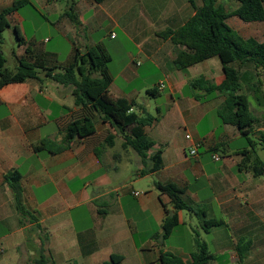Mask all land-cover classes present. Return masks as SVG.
Wrapping results in <instances>:
<instances>
[{"label":"crops","instance_id":"0c3cea01","mask_svg":"<svg viewBox=\"0 0 264 264\" xmlns=\"http://www.w3.org/2000/svg\"><path fill=\"white\" fill-rule=\"evenodd\" d=\"M16 1L0 0V11ZM29 1L38 14L44 12V24L27 29L19 11L10 17L8 30L15 33L18 26L48 68L69 65L77 51L105 49L111 57L107 70L111 96L136 102L135 112L145 110L160 117L147 131L155 142L149 155L162 151L163 167L147 173L140 156L123 147L122 137L109 123L95 110L76 106L72 86L59 85L41 72L39 79L4 87L0 90V264H29L41 253L53 264H103L115 254L124 257L122 264H162L161 255L167 252L193 264L197 239L216 256L211 264L229 254L240 264L236 246L241 239L251 240L250 255L243 263L250 264L253 251L264 247V176L255 177L246 167L263 148L259 137L264 113L244 136L220 119L224 96L196 99L205 95L191 86L196 79L203 77L215 85L224 81L220 59L178 70L174 60L185 47L159 36L181 28L194 16L189 0ZM218 3L229 13L238 7L235 0ZM69 13L78 16V26ZM228 24L242 37L264 42V22L246 23L231 16ZM119 34L124 43L118 41ZM25 48L18 43L14 49L13 70ZM121 49L124 60L117 67ZM262 81V69L253 63L243 66L241 82L248 98L257 87L263 89ZM160 83L164 90L158 88ZM152 90L154 95L149 94ZM152 97L156 114L149 104ZM85 117L94 119L95 133L77 137L65 147L67 126ZM110 134L117 136L112 147L106 145ZM196 141L204 145L194 157L190 148ZM216 153L220 161L213 159ZM8 175L19 177L29 216L17 210ZM158 183L179 187L185 203L199 210L198 214L178 211L179 225L168 238L163 237L166 211L176 210ZM201 211L225 225L206 232Z\"/></svg>","mask_w":264,"mask_h":264},{"label":"trees","instance_id":"16d2710c","mask_svg":"<svg viewBox=\"0 0 264 264\" xmlns=\"http://www.w3.org/2000/svg\"><path fill=\"white\" fill-rule=\"evenodd\" d=\"M98 4L105 0H95ZM238 7L229 13L226 8L218 3V0H202L198 4L197 0H189L195 10L184 26L176 30H168L159 33V36L169 40L175 46L185 47L180 52L174 64L178 70H184L202 63L206 60L218 57L222 63L224 71V81L220 85H215L200 77L192 82L194 89L205 91V95H196L198 101L205 100L214 95L225 97L224 103L218 109V115L224 124L237 127L241 134L248 136L259 122L250 110V100L243 92L241 82V71L246 63H253L257 69L263 71V81L261 87L254 91V98L258 106L264 109V42H259L254 38H244L237 31L230 27L228 19L237 16L246 23L264 22V0H235ZM26 5H31L29 0H17L12 7L0 11V90L12 84L23 83L29 79H39V74L44 72L46 78L53 82L74 88L73 95L75 104L78 107L95 110L103 122L109 123L116 134L122 137L123 147L134 150L147 167L149 174L158 172L163 167L162 151L149 155L155 146L154 140L150 137L147 129L159 122V115L154 116L144 110V113L135 112L134 108L139 107L136 102L116 100L110 94L111 78L107 74L111 57L102 47L94 48L84 54L76 52L74 60L65 67L48 68L45 61L38 57L34 50L27 45L21 36L18 26H15L17 41L21 46H26L25 54L17 57L18 68L13 70L7 65L3 45V34L12 28L10 17L19 12ZM71 22L78 26V16L69 13ZM155 90L149 91L154 95ZM160 114V113H159ZM264 127V115L261 119ZM260 121V122H261ZM95 133L94 119L85 117L69 123L65 131V147L77 137L87 138ZM117 136L110 134L106 139V145L114 146ZM250 146L253 141L248 137ZM259 145L264 148V131L260 134ZM65 147H62L64 149ZM98 157L100 154L96 151ZM248 170L255 177L264 176V161L259 158L251 165H247ZM15 194L17 210L24 216H29L23 203V190L19 184L18 176L8 175L6 177ZM161 193L168 195L176 210H167L163 226V237L168 238L174 229L179 225L177 212L187 210L199 213V210L191 207L182 199L184 191L172 184H157ZM199 217L202 227L206 232L212 228L224 226L223 220L208 219L205 212L201 211ZM253 242L241 239L236 252L239 263L243 264L250 255ZM44 252V251H42ZM193 264H211L216 260V256L211 253L207 243L197 239V251L192 254ZM122 255H112L110 260L103 264H122ZM162 264H185L181 258L172 253L161 255ZM29 264H53L50 257L41 253L40 257Z\"/></svg>","mask_w":264,"mask_h":264},{"label":"rangeland","instance_id":"374dc122","mask_svg":"<svg viewBox=\"0 0 264 264\" xmlns=\"http://www.w3.org/2000/svg\"><path fill=\"white\" fill-rule=\"evenodd\" d=\"M19 11L26 18V22L24 25L27 29L30 28L31 24H34L36 26L44 24V18L41 16V14H44L43 11H41V14H38L35 11V8L31 5L23 6ZM119 35H120V37H119L118 41L121 40V41H123L122 43H124L125 38H123L121 34H119ZM3 38H4L3 50H4L6 58L9 61L8 66H9V68L14 69L15 67L12 63V62H14L13 51H14V49H16L18 47V41H17L16 34L14 32L11 33L10 30H6L3 34ZM126 46L129 47V45H127V43H126ZM119 52H120V54L117 55L116 62H115V66H117V67H119V65L124 60L123 49H121ZM122 82L123 81H119L118 84L120 86H122L123 85ZM249 100H250V110H251V113L253 114V116H255V117L261 116V112L264 113V109L261 108L260 106H258L253 95H249ZM149 104H151L152 113L156 114V112H155L156 101H155V99H153V97L149 99ZM257 155H258V158H260V160L264 161V148L259 147L257 150ZM263 179H264V177H263ZM174 241L176 243L180 242V240H178V238H175ZM5 257H6V255H5ZM250 259H251L250 264H264V247H263V245H261V247L256 248L255 251H253L252 255L250 256ZM225 262H228V264H237V263L232 261L231 254L223 257L221 260H219L217 262V264H219V263L223 264Z\"/></svg>","mask_w":264,"mask_h":264},{"label":"built area","instance_id":"2783aa9c","mask_svg":"<svg viewBox=\"0 0 264 264\" xmlns=\"http://www.w3.org/2000/svg\"><path fill=\"white\" fill-rule=\"evenodd\" d=\"M158 88L160 89V90H164L165 89V84L164 83H160L159 84V86H158ZM187 139L189 140V141H192V137L190 136V135H187ZM203 145H204V142L203 141H196V142H193L192 143V146H191V148H190V154H191V156H194V157H197L198 155H199V150L203 147ZM213 159L215 160V161H220L221 159H222V157H221V155L220 154H218V153H216L214 156H213ZM140 193H135V195L136 196H138ZM2 251L0 250V253H1Z\"/></svg>","mask_w":264,"mask_h":264}]
</instances>
